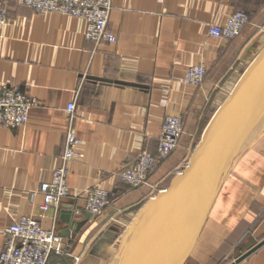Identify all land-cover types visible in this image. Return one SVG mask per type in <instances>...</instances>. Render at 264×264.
I'll use <instances>...</instances> for the list:
<instances>
[{
    "label": "crops",
    "instance_id": "0c3cea01",
    "mask_svg": "<svg viewBox=\"0 0 264 264\" xmlns=\"http://www.w3.org/2000/svg\"><path fill=\"white\" fill-rule=\"evenodd\" d=\"M2 1L9 22L0 27V83L20 88L39 104L23 127L0 124V252L7 227L24 217L37 218L46 229L55 223L58 232L70 228L61 212L55 219L53 210H41L40 186L61 164L67 107L74 103L82 157L70 165L69 195L61 209L79 210L73 220L84 224L76 238L65 237L66 248L79 258L76 264H111L126 229L157 193L158 184L173 179L191 159L187 136L194 109L205 103L223 73L238 61L251 63L263 49L257 40L264 30V0H113L108 29L117 41L102 45L85 38L86 23L80 18L35 13L17 0ZM236 11L250 19L237 37L209 34L211 25L225 24ZM200 64L208 69L203 84H187V68ZM241 73L235 75V86ZM167 115L183 117L180 146L158 159L149 181L156 189L150 184L131 188L119 173L134 165L142 150L157 156ZM94 187L106 190L110 203L90 216L84 211L85 192ZM262 239L264 129L224 174L189 262L212 264L246 240L254 241L249 250ZM238 264H264V245Z\"/></svg>",
    "mask_w": 264,
    "mask_h": 264
},
{
    "label": "water",
    "instance_id": "95a60500",
    "mask_svg": "<svg viewBox=\"0 0 264 264\" xmlns=\"http://www.w3.org/2000/svg\"><path fill=\"white\" fill-rule=\"evenodd\" d=\"M98 79L140 86L126 81ZM263 126L264 47L216 112L187 166L173 177L169 186L139 210L126 229L111 264H184L225 168L264 129L261 130ZM257 130L261 131L257 134ZM253 134L255 136L249 140ZM60 212L62 220L69 223L70 228L59 232V235L76 238L84 223L73 220L72 206ZM263 245L264 239L229 264L240 263Z\"/></svg>",
    "mask_w": 264,
    "mask_h": 264
},
{
    "label": "built area",
    "instance_id": "2783aa9c",
    "mask_svg": "<svg viewBox=\"0 0 264 264\" xmlns=\"http://www.w3.org/2000/svg\"><path fill=\"white\" fill-rule=\"evenodd\" d=\"M22 6L29 7L35 13H56L80 18L85 21V38L95 45L115 43L116 35L108 29V20L113 0H17ZM9 16L4 1L0 0V27L7 25ZM249 17L245 12L236 11L228 16L223 25H211L209 34L216 38L233 39L238 36ZM208 69L204 65H191L185 73V82L189 85L203 84ZM39 102L18 87L0 83V124L18 129L26 125L31 110ZM75 104L67 107L68 129L65 138L61 164L52 175L50 181L40 186L44 203L43 212L54 211V218L60 213L63 200L69 195L67 177L70 165L80 159L79 139L75 133ZM184 133V120L180 115H167L164 118L162 132L159 137L157 156L142 150L134 163L120 171V178L131 188H139L146 184L154 171L158 159L173 153ZM84 211L98 215L110 203L109 193L98 187L86 190ZM74 215L80 211L74 209ZM56 219V218H55ZM7 241L0 252V264H48L52 253L61 254L67 247L65 238L59 235L55 223L50 229L42 227L35 217H24L11 223L5 230ZM79 261V258H76Z\"/></svg>",
    "mask_w": 264,
    "mask_h": 264
},
{
    "label": "rangeland",
    "instance_id": "374dc122",
    "mask_svg": "<svg viewBox=\"0 0 264 264\" xmlns=\"http://www.w3.org/2000/svg\"><path fill=\"white\" fill-rule=\"evenodd\" d=\"M257 41H259V44L264 43V30L261 32V34L259 36V40H257ZM249 63L250 62L245 63L246 65L245 64L242 65V62L238 61L237 63H235L233 65L232 70H230V68H229L225 73H223L220 76V78L214 83V85L209 90V92L207 93V99L205 100V103L202 104L201 106H199L198 108L194 109L193 114L189 120V124L191 125L192 134L188 135V136L185 135L188 138V143H189L188 147L190 150V156H191V154L193 155L194 150L196 149L199 142L203 138V135H204L208 125L210 124L211 120L213 119L216 112L220 108L219 106L221 105V102L223 100H226V98L230 95V91L234 88L235 82H236L234 79L235 75L237 73L239 74L241 71L244 72L247 69V67L249 66ZM241 74H243V73H241ZM184 133H185V126H184ZM179 146H180V143H179ZM169 156H167L165 158H161L160 160H162V159L164 160V159L168 158ZM157 168H158V163L156 164L154 171L150 174V176L147 180L148 182L144 185H148V184L151 185V183H149V181L151 179L150 177L157 170ZM171 180H172V178L170 176L163 183L158 184L160 187H158L157 189H156V186H157L156 183H153L151 185V187L156 189L157 193H158L160 190H162L159 188H161V186H162V188L163 187L166 188L169 185V183L171 182ZM144 185H142V186H144ZM253 242L251 240H246L245 242L240 244L239 247L232 250L230 253H228V251L223 252L221 255L214 258V261L212 264H227V263L231 262L236 257L240 256V254H242L244 251H246L253 244ZM56 255L57 256H55V259L53 261L50 262L51 258L49 259L48 264H76L77 263V262L74 263V260H76V258L74 259L73 257L70 256V252L67 248L65 249V251L63 253L56 254ZM184 264H194V263L189 262V258H187L185 260Z\"/></svg>",
    "mask_w": 264,
    "mask_h": 264
},
{
    "label": "bare ground",
    "instance_id": "6f19581e",
    "mask_svg": "<svg viewBox=\"0 0 264 264\" xmlns=\"http://www.w3.org/2000/svg\"><path fill=\"white\" fill-rule=\"evenodd\" d=\"M238 82H239V81H238ZM238 82H237V83H238ZM236 86H237V84H236ZM236 86H235V87H236ZM235 87H234V89H235ZM234 89L232 90L231 94L233 93ZM231 94H230V95H231ZM230 95H229V96H230ZM263 128H264V126L261 128V130H262ZM261 130H259V131L257 130V131H258L257 134H258ZM255 134H256V133H255ZM255 134H253V135L249 138V140H250L251 138H253V137L255 136ZM229 167H230V166H227V167L225 168L223 174H225V173L228 171V168H229Z\"/></svg>",
    "mask_w": 264,
    "mask_h": 264
}]
</instances>
